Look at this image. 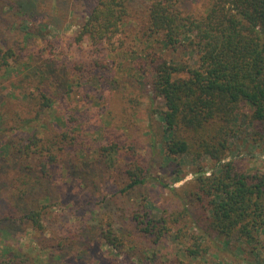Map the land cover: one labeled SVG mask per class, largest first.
Instances as JSON below:
<instances>
[{"label":"rangeland","instance_id":"374dc122","mask_svg":"<svg viewBox=\"0 0 264 264\" xmlns=\"http://www.w3.org/2000/svg\"><path fill=\"white\" fill-rule=\"evenodd\" d=\"M22 1L0 0V48L15 52L9 67L0 70V219L16 220L0 225V259L13 255L14 264H264V227L252 242L209 231L208 254L197 260L183 253L185 237L175 238L181 229L188 236L205 227L192 195L196 177L212 174L216 164L206 155L169 159L165 152L163 106L137 68L146 70L149 80L148 54L158 52L174 64L190 65L197 57L148 38L152 0H130L131 18L123 34L100 54L75 39L95 0H34L33 17L21 15ZM207 6L208 0H185L182 8L201 15ZM97 59L104 64L94 70ZM95 71L87 84L85 75ZM43 91L53 97L49 109L40 105ZM250 113L247 107L237 116L229 160L251 172L263 171L264 137L253 134L246 119ZM67 131L77 140L62 151L46 147L57 157L51 176L35 180L22 195L21 168L32 167L39 176L38 160L23 155L28 140L36 136L47 144ZM135 161L144 168L146 181L124 191L125 172ZM144 206L152 215L165 210L184 218L154 244L135 235L131 218ZM30 211H41L42 231L25 219ZM112 214L120 224L115 233L125 242L116 250L101 234L109 216L115 219Z\"/></svg>","mask_w":264,"mask_h":264},{"label":"trees","instance_id":"16d2710c","mask_svg":"<svg viewBox=\"0 0 264 264\" xmlns=\"http://www.w3.org/2000/svg\"><path fill=\"white\" fill-rule=\"evenodd\" d=\"M184 1L152 0L147 9L146 33L148 38L157 40L173 52L194 53L196 62L193 65L174 64L155 52L152 56L148 54L146 62L150 79L146 70H137L143 73L146 83L161 100L163 110L159 115L163 122L164 149L169 159L181 156L200 159L206 155L216 164L212 174L202 173L196 177V191L192 195L206 218L205 227H198L199 233L189 232L188 236L184 229L175 233L176 240L185 237V256L197 260L208 254L205 242L209 231L225 239L237 236L252 242L264 227V170L251 172L240 161L229 160L230 139L236 134L237 116L247 107L251 113L246 119L253 134L264 137V0H208L201 15L186 12L182 8ZM18 5L24 17L29 13L32 17L35 15L34 0L18 2ZM130 10V0H95L76 42L90 44L93 53L100 54L123 34L131 18ZM14 57L13 50L0 48V70L7 69ZM103 64L104 61L97 59L92 66L97 70ZM98 71L102 76L104 71ZM95 75L96 71L85 75L89 78L87 84ZM72 94L70 89L69 95ZM40 96L41 107L51 108L53 97L47 91ZM64 126L68 128L66 122ZM70 134L67 131L59 135L57 141L50 140L47 144L36 136L28 140L22 154L27 159L34 155L38 160L36 167L39 168L35 172L39 176L32 173V167L21 168L19 181L26 188L20 190L22 195L32 190L35 180L37 183V180L51 176L49 169L57 159L55 148L62 151L65 144L77 140ZM49 145L54 150L46 152ZM107 154L114 162L113 154ZM143 172L138 161L132 163L125 172L124 191H132L145 183ZM112 215L115 219L109 216L101 234L116 250L125 242L115 233V226L120 224L116 221L117 215ZM41 217V211H30L25 215L37 231L43 230ZM183 218V215L176 216L165 210L160 215H152L149 206H144L131 219L137 228L135 235L157 244L169 236ZM201 218L198 215V219ZM6 223L13 225L16 220L12 217L0 219V225ZM15 261L13 255H8L0 259V264H14Z\"/></svg>","mask_w":264,"mask_h":264}]
</instances>
